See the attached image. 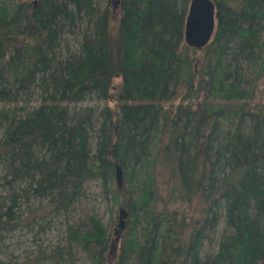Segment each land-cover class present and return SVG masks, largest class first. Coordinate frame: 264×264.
Listing matches in <instances>:
<instances>
[{
    "label": "trees",
    "instance_id": "trees-1",
    "mask_svg": "<svg viewBox=\"0 0 264 264\" xmlns=\"http://www.w3.org/2000/svg\"><path fill=\"white\" fill-rule=\"evenodd\" d=\"M213 1L211 41L193 47L184 40L189 0H117L115 29L113 0L102 7L97 0H0L5 181L24 179V196L68 209L83 183L99 176L126 212L113 250L91 213L68 228L57 263L74 242L89 264H264V102L252 104L234 73L241 57L264 69V0ZM84 20L91 33L59 60L61 35ZM35 82L44 93L20 114ZM91 94L106 101L93 152L94 109L75 108ZM224 118L230 128L220 133ZM159 163L171 177L166 199L156 184ZM194 199L196 216L180 208ZM11 205L0 210V229ZM220 221L216 250L203 257V240Z\"/></svg>",
    "mask_w": 264,
    "mask_h": 264
},
{
    "label": "rangeland",
    "instance_id": "rangeland-1",
    "mask_svg": "<svg viewBox=\"0 0 264 264\" xmlns=\"http://www.w3.org/2000/svg\"><path fill=\"white\" fill-rule=\"evenodd\" d=\"M3 1L5 6H7L18 0ZM97 2L100 7L107 4V0H97ZM110 8L114 13L115 19H112L111 24L112 28L115 29L119 15L117 2L110 3ZM90 24L91 22L88 23L84 20L79 22L73 31H67L61 35L60 44L56 50V55L59 60H63L68 54L79 51V44L83 32L87 30L91 33L92 25ZM262 54L263 52L261 51L257 63L261 61ZM229 59L227 57L224 63L228 65L230 62ZM235 62L237 63H235L234 73L236 76L243 78L241 89L245 91L244 94L251 98L252 104L263 103L264 69L254 67L253 63L244 57L238 58ZM43 93L42 86L38 82L33 83L28 91L27 107L23 111H19L20 114L24 113L26 109L35 106L41 99ZM108 103L111 105L114 104L113 101H109ZM105 105L106 101L97 97L96 94L88 95L85 99L75 104V108L78 110H83L85 106H91L94 109L92 125L89 130L92 152L99 137L102 109ZM72 108L73 103H69V109L71 110ZM192 110H200V106L194 104ZM2 123L3 118L0 117V124ZM221 125L222 129L220 133H225L230 128V119L226 120L224 118ZM114 129H117V124H115ZM34 154H40V150L36 149ZM156 170V184L159 193L166 199L167 194L170 192L168 190L171 182L170 174L162 163L157 164ZM9 171V165L6 162L0 161V210H6L7 206L9 204L11 205V195L17 198L15 205H11L10 208L8 226L0 229V264H89L84 250L74 242H72L69 256L66 254V251L61 253V261L59 263L55 259L59 251L65 250L63 248L66 247L68 228L85 220L91 213L97 214L101 219L106 233L110 238L112 250L114 249L125 224L126 214L120 211L121 208L117 204L116 196L110 191L105 192L101 177L96 176L86 180L80 190L76 192V197L70 203L68 209H55L45 198H40L31 193H29L28 197L24 196L21 193V187L25 184L24 179H18L10 186L5 181V177L9 178L11 176ZM122 176L123 170L117 167L116 174H114L112 179L116 187L121 184ZM111 185L109 184V186ZM14 190L17 191V194L13 193L15 192ZM197 205L198 202L194 199L191 204H185L180 208L183 207V210L185 212L188 211L189 215L196 216L199 214ZM121 220H123L122 226H120ZM221 228L222 222L220 221L216 230L210 233V238L203 240L201 247L203 257L216 250L217 239ZM116 230H118V233ZM110 255L113 256V252ZM66 256L68 257L66 258ZM110 259L112 260L113 257H110Z\"/></svg>",
    "mask_w": 264,
    "mask_h": 264
},
{
    "label": "water",
    "instance_id": "water-1",
    "mask_svg": "<svg viewBox=\"0 0 264 264\" xmlns=\"http://www.w3.org/2000/svg\"><path fill=\"white\" fill-rule=\"evenodd\" d=\"M117 0H113L115 3ZM217 24L213 0H189L184 23V40L189 46L202 47L209 43ZM120 211L125 210L121 208ZM123 220L120 221V226ZM118 233V230H116Z\"/></svg>",
    "mask_w": 264,
    "mask_h": 264
}]
</instances>
